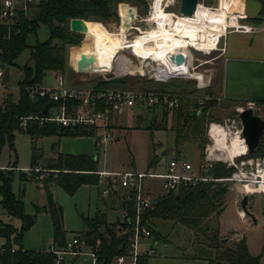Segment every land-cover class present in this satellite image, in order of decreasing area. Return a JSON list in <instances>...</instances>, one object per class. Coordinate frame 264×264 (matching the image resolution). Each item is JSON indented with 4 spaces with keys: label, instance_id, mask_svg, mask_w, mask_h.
Returning <instances> with one entry per match:
<instances>
[{
    "label": "rangeland",
    "instance_id": "rangeland-1",
    "mask_svg": "<svg viewBox=\"0 0 264 264\" xmlns=\"http://www.w3.org/2000/svg\"><path fill=\"white\" fill-rule=\"evenodd\" d=\"M4 1L0 0V3ZM167 1L169 0H165L163 3V6H166L165 11L178 14L181 0H175V6H167ZM224 1L221 0V2ZM218 2L217 0H203L200 5L216 7ZM120 5L117 7L118 16L109 22L102 23L110 31L109 33L118 35L117 38H98L96 41L97 52H100L101 66L106 74L95 73L94 65L87 69L90 73L75 74L73 69L68 66L60 73L63 76L65 86L67 88L92 89L94 85L103 80L118 79L120 84L115 88L177 94L186 97L190 102L186 106L185 101L183 108L180 107V117L175 113L171 115V119L169 115H163L164 110L162 107L150 108L139 103L134 108H125L123 113H113L111 121L113 139L107 144H103L99 149L96 147L98 145L96 136L83 137V139L79 137L44 136L39 139H32L24 132H16L13 148L10 142L7 141L0 152V169L16 167L12 180L13 193L17 198L21 197L24 202L25 214L36 218L35 225L24 234L23 247L25 250L42 251L50 249L53 245L55 246L53 222L50 213L44 209L47 207L48 202L41 181L53 179V182H55L56 174H51L50 171L39 168L36 163L30 175L28 171L31 169L37 152L42 153L40 163L47 162V165L54 164L60 154L99 155V169L106 172L160 173L166 169L169 162L174 158L187 161L194 168H197L201 161V140L197 138L194 130L197 122L187 116L192 112L202 116L203 125L201 129L204 128V135L210 123L222 122L232 115L234 108L238 106L226 102L221 94L223 68L221 63L217 62L221 43L217 50L209 51V53L190 48L189 63L186 62L187 60L185 61L184 71L186 73L205 74L212 77L210 88L197 89L198 82L193 77L174 78L167 82H160L158 79L164 73L158 62L141 60L135 57L131 50H128L129 52L123 51L126 25L124 12L127 7L121 9L120 16ZM129 6H132L129 8L134 9L138 17L136 27L146 33L155 26L154 23L148 22V18L153 12L151 2L147 1L146 8L139 4ZM36 15L37 11L33 8L30 10L28 18L33 19ZM96 32L106 31L100 29V27L99 29L87 31L85 35L81 34L82 41L79 46L68 47V59L74 68H77L78 60L82 55L93 57ZM128 34V39L133 41L141 37L137 30H132ZM51 36L49 27L42 25L37 34L28 35L27 45L29 48L25 49L18 57L15 66L0 67L4 71V77L0 78V107L4 106L8 95L13 101L19 99V84L25 79L23 68L28 64L31 67L34 66L33 62L30 61V47L38 42L48 41ZM54 42L57 43L58 40ZM118 47H120L117 59L119 64L115 61L110 67L108 64L111 58L110 54H112V50ZM124 57L130 63L132 62V65L139 68L143 67V73L136 72L135 75H124L126 74L124 73V63H126ZM116 64H118L117 71ZM80 76H82L83 82L77 83ZM42 87L44 89L57 88L56 75L49 72L43 79ZM204 96L213 98V102H216V104L202 114L194 109V103L197 98H203ZM255 115L264 119V104L256 105ZM163 125L166 128L160 129ZM178 134H181L183 139L179 144L177 142ZM201 138L203 137L201 136ZM207 144H209V141ZM154 159H156L155 164L152 163ZM20 178L27 182L24 184ZM226 184H229L230 189L226 195L224 212L220 219L214 216L205 221L204 227L212 229L219 224L221 238L228 239L227 246H231L238 239L245 238L250 254L253 257L260 258V264H264V195L249 196V215H245L243 219L240 215L243 211L240 204L243 198L241 190L234 183L227 182ZM144 187L146 193L154 199L165 194L163 181L160 179L148 178L144 182ZM50 189L54 201L62 207L64 213L66 244L72 242L76 236H81L87 229L86 221L94 220L99 212L105 213L110 223H114L119 216L116 205L112 200L107 203L101 197L100 189L96 185H84L73 195L65 192L57 183L52 184ZM36 207L41 209V212H37ZM0 219L4 223H12L16 229L22 227V221L11 219L1 206ZM152 226L155 233L148 245L153 244L157 250V255L150 257V264H208V260L216 257V251L205 243L206 237L209 238L211 235L210 232L206 236L200 235L197 237L192 230L182 224L162 219L152 220ZM15 238L16 235L13 234L11 236L12 242L15 241ZM6 243L5 238H0V250ZM146 244V242L142 243L141 247L146 249ZM82 252L79 257H74L71 254L63 255V263L94 264L93 258L87 253L88 250Z\"/></svg>",
    "mask_w": 264,
    "mask_h": 264
},
{
    "label": "trees",
    "instance_id": "trees-1",
    "mask_svg": "<svg viewBox=\"0 0 264 264\" xmlns=\"http://www.w3.org/2000/svg\"><path fill=\"white\" fill-rule=\"evenodd\" d=\"M37 15L29 19L24 13L20 12L12 23H5L0 19V64L4 66H15L18 57L29 48L27 37L29 34H37L42 25H46L51 30V38L43 43H36L30 47L29 64L23 68L25 79L19 84L20 96L17 102L13 101L8 95L3 107H0V152L6 142H10L13 148L14 134L24 132L32 139H39L44 136L59 137H89L94 136L95 132L91 129L79 127L76 129L64 128L57 124L47 123L41 125L36 121H28L27 127H23V118L30 116L48 115L44 114L43 108L47 102L41 98H31L27 88L42 87L43 79L49 72H63L69 65V46H79L82 41V35L70 30V21L73 19H83L84 35L92 29H103L110 32L102 23L109 22L118 16L117 7L119 4V14L124 7L139 4L147 7L146 0H34ZM261 2L264 10V0ZM124 3V4H122ZM128 4V5H127ZM93 21V22H92ZM97 27H93V26ZM121 26V25H120ZM54 29L60 32L56 36ZM120 29V27H119ZM118 29V31H119ZM117 31V32H118ZM116 33V32H115ZM114 34V33H111ZM115 35V34H114ZM118 36V35H117ZM58 40L57 43L54 41ZM118 79L103 80L97 83L98 89L115 88L120 83ZM189 104V99L181 96L177 115L180 117V107ZM214 99L208 100L200 107L195 101L194 109L206 113L207 109L214 106ZM102 109V106H99ZM168 115V110L164 111ZM187 117L197 122L194 130L197 138L201 140L200 149L203 156L204 149L208 143L207 135L204 132L202 116L198 114H189ZM163 125L160 129H165ZM201 136L203 138H201ZM182 135L178 134L177 142H181ZM253 156H264V139H262L258 151ZM36 160V158H35ZM155 160L152 163L155 164ZM37 161L32 164V169ZM16 167L2 170L0 169V206L6 211L11 219H20L22 221L21 229H16L11 223H4L0 219V238H5L7 243L0 250V264H57L56 254L47 251H29L23 247L24 234L29 231L36 223V218L25 214L24 202L21 197L17 198L12 190V180ZM51 174H56L55 183H57L65 192L73 195L84 185H95L98 177L94 172L98 171V161L92 157L62 155L54 164H49L44 168ZM234 168H228L222 163L207 172V175L213 179L208 183H201L198 186L181 189L178 193H169L158 198V204L150 210L146 219L150 221L151 231H155L152 226V220L162 219L182 224L192 230L197 237L208 235L206 244L216 251V257L208 260V264H260V258L253 257L248 249L245 238L234 241L231 246L222 242L220 226L208 229L204 227L205 221L212 217L220 219L225 209L226 195L230 189L229 184L223 179H228L234 172ZM38 173V172H37ZM24 175V174H22ZM24 178V177H23ZM23 178L21 182L25 184ZM53 179L42 180L43 189L47 196L46 212L50 213L54 229V244L59 250L65 249L66 235L64 232V213L53 198L50 185ZM24 193V192H23ZM37 212L41 209L36 207ZM87 232L83 236L88 247L98 252L99 264H113L114 259L119 255H127L129 244L126 236H120L117 232L119 222L113 226L107 225V217L99 213L94 220H87ZM106 225L107 233L103 234L100 228ZM16 235L12 242L11 236ZM15 244V245H14ZM15 246V247H14ZM150 257H143L139 264H149ZM60 264H64L63 262Z\"/></svg>",
    "mask_w": 264,
    "mask_h": 264
},
{
    "label": "built area",
    "instance_id": "built-area-1",
    "mask_svg": "<svg viewBox=\"0 0 264 264\" xmlns=\"http://www.w3.org/2000/svg\"><path fill=\"white\" fill-rule=\"evenodd\" d=\"M216 7H207L212 11L221 10V0ZM34 0H5L0 3V19L5 23H12L13 19L22 12L28 16ZM201 3H199L200 5ZM167 6H175V0L167 1ZM198 5V6H199ZM166 6H163L165 10ZM175 13V12H173ZM177 14V13H175ZM179 15V12L178 14ZM181 16V15H179ZM237 24L227 28L230 31L245 34H256L261 30L255 26L242 24L245 16L237 14ZM227 33L224 35L226 36ZM222 51V49H219ZM146 60V59H145ZM90 73V72H86ZM127 75V74H124ZM204 78L198 82L197 89L203 90L212 86V77L201 74ZM4 77V71L0 68V78ZM186 77L176 75L174 77L161 75L160 82H167L174 78ZM109 79H106L108 81ZM57 88L44 89L43 87L27 88L31 98H41L50 103L48 115L30 116L23 118V127H27L28 121H36L41 125L47 123L57 124L64 128L76 129L83 127L95 132L94 136L100 144H107L113 139L111 132L112 114L123 113L125 108H134L137 103L153 107H165L168 110L170 119L180 105L181 96L170 93L143 92L122 88L92 89L67 88L62 75L57 76ZM209 96L197 98L196 102L202 107L206 101L212 100ZM102 106V109H99ZM256 104L248 103L245 106H236L232 115L222 122H212L207 128V138L209 144L206 145L201 163L196 169L187 161L173 159L166 169L157 172H94L98 177V187L101 197L109 203L110 200L116 205L119 216L117 222V232L120 236H126L129 244L128 254L119 255L114 259V264H139L143 257L157 255V250L153 244H149L146 249L141 247L143 242H149L153 238L150 221L146 219L147 213L153 209V202L169 193H178L181 189L198 186L201 183L213 181L207 172L212 170L216 164L222 163L228 168H234V172L228 179L220 181L236 184L242 195H264V156L250 155L248 145L243 137L244 126L240 114L247 109H252L255 114ZM201 112V111H200ZM225 136V144H229L233 137L239 139L241 146L237 150L235 157L230 158L228 149H224L223 144L218 139ZM264 138V137H263ZM262 138V139H263ZM38 170V169H37ZM160 179L163 181L165 194L157 199L151 197L145 191L144 182L146 179ZM245 218V212L240 213ZM87 252L94 261L99 264L97 250L88 247L86 240L81 237L74 238L67 243L64 250H59L52 246L45 251L56 254L57 264L64 261L63 255L71 254L79 257L84 251Z\"/></svg>",
    "mask_w": 264,
    "mask_h": 264
},
{
    "label": "bare ground",
    "instance_id": "bare-ground-1",
    "mask_svg": "<svg viewBox=\"0 0 264 264\" xmlns=\"http://www.w3.org/2000/svg\"><path fill=\"white\" fill-rule=\"evenodd\" d=\"M164 1L154 0L151 2L153 12L149 16L148 22L154 23L155 26L146 33L135 26L138 17L134 9L125 8L124 19L126 25L123 50H131V53L141 60L158 62L162 66L165 75L172 77L182 75L202 81L204 77L201 74L186 73L184 71L185 63H189L191 56L189 49L194 48L197 51L208 53L217 50L221 38L227 33V28L237 24L236 15L229 14L228 9L221 8L220 11H212L206 6L199 5L195 16L183 17L166 12L163 9ZM132 30H137L141 35L138 40L128 39V33ZM174 56L180 58L178 63L177 61L173 63L172 58ZM124 59L126 62L124 63V73L129 75H135L136 72L143 73V67L139 68L132 65V62L130 63L127 58L124 57ZM118 64H116V71ZM117 74L119 73L117 72ZM218 141L222 142L224 149H228L230 158L236 156L237 150L241 146L239 139L236 137H233L229 144H225V136L218 139Z\"/></svg>",
    "mask_w": 264,
    "mask_h": 264
},
{
    "label": "crops",
    "instance_id": "crops-1",
    "mask_svg": "<svg viewBox=\"0 0 264 264\" xmlns=\"http://www.w3.org/2000/svg\"><path fill=\"white\" fill-rule=\"evenodd\" d=\"M218 5H219V2L217 6ZM221 8L228 9L229 14L236 15V16L237 14H239V15L245 16V20L241 21L242 24L252 25L261 30L259 33H256V34H245L241 32L230 31L227 33L226 36H223L221 38L220 43L222 45L221 46L222 51H220V54L217 56V62L218 63L220 62L223 68L222 85H221L222 86L221 94L223 95V99L228 103L235 104V106L236 105L245 106L248 103H254L256 105L264 104V10H263V6L261 2L258 0H225L224 2H221ZM96 33L97 34H96V37L94 38V46H93V58L95 59L94 69L96 70L95 73L106 74L101 66L102 65L100 61L101 57H100V52H97L98 49H97L96 41L98 38H106V37H109L111 39L117 38V35L107 33V32H96ZM119 49L120 47L112 50V54H110L111 58L108 63L110 67H112L113 62L116 61L115 59H117L118 57ZM70 63L71 62L69 61L68 66L73 69L75 74L78 73L77 69L71 66ZM0 67H1V64H0ZM51 73L56 75V79H57V76L60 75V73L58 72H51ZM79 74L82 75V73H79ZM79 82L80 83L83 82L82 76H80V79L78 80L77 83ZM162 109L164 111L166 110L165 107H162ZM164 111H163V115H164ZM175 113H177V110L175 111ZM79 138L83 139V137H79ZM102 145L103 144H100L98 142V145L96 147L99 149V147H101ZM62 155H72V154H62ZM74 156L92 157V158H95L99 163V158H98L99 155H87L86 154V155H74ZM35 158L36 157L34 156V161L37 160V164L39 168H45L46 166L49 165V164L48 165L46 164L47 162L40 163L41 157L39 159L36 158V160ZM174 159H178V158H174ZM201 159H202V156H201ZM6 169H10V167ZM6 169H2V170H6ZM31 171H32V166H31L30 171L28 172L30 173ZM97 172H106V171H101L99 169V164H98ZM54 183L55 182H53L52 184ZM51 185H50V188H51ZM95 185L98 186L97 183ZM42 189H43V185H42ZM99 213L107 217L105 213H102V212H99ZM115 223H117V220L114 223H110L107 220L108 226H113ZM100 230L103 234L106 235L107 233L106 225H103L100 228ZM87 231L88 230L86 229L81 236H76L75 238L77 237L83 238V236L86 234ZM146 243H147L146 245L148 246L149 242L147 241ZM87 250L89 251V249ZM149 264H150V260H149Z\"/></svg>",
    "mask_w": 264,
    "mask_h": 264
},
{
    "label": "water",
    "instance_id": "water-1",
    "mask_svg": "<svg viewBox=\"0 0 264 264\" xmlns=\"http://www.w3.org/2000/svg\"><path fill=\"white\" fill-rule=\"evenodd\" d=\"M148 2H153L154 0H147ZM203 0H181L180 7H179V15L183 17H193L196 15V11L198 8L199 3ZM83 22L85 20L82 19H73L70 21V30L74 33L84 34ZM54 33L56 36H60V32L57 29H54ZM180 58L174 56L172 58L173 63H175ZM95 59L93 57H88L86 55H82L80 60L77 63V72L78 73H86L87 69L94 65ZM71 65V63H70ZM72 66V65H71ZM50 107V103L45 104L43 108L44 114L47 113L48 108ZM240 118L242 120L244 131L243 137L246 140L248 145L250 155L256 154L258 148L260 146L261 140L264 137V119L254 114L252 109H247L243 113L240 114ZM42 156V153L37 152L35 157L39 159ZM158 201H154L153 205L156 206ZM241 207L246 215L248 213V206H249V196L244 195L241 202ZM228 239H223L222 242L226 243ZM45 251V249L43 250Z\"/></svg>",
    "mask_w": 264,
    "mask_h": 264
}]
</instances>
